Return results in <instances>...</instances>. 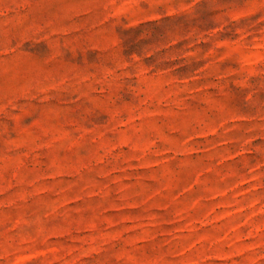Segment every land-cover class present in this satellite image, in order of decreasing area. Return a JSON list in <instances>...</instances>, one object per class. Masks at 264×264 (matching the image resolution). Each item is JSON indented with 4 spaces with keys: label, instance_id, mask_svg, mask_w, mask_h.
I'll use <instances>...</instances> for the list:
<instances>
[{
    "label": "rangeland",
    "instance_id": "374dc122",
    "mask_svg": "<svg viewBox=\"0 0 264 264\" xmlns=\"http://www.w3.org/2000/svg\"><path fill=\"white\" fill-rule=\"evenodd\" d=\"M0 264H264V0H0Z\"/></svg>",
    "mask_w": 264,
    "mask_h": 264
}]
</instances>
